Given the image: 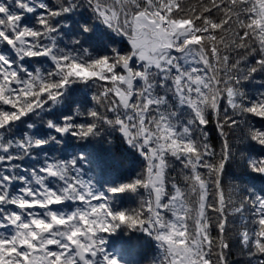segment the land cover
I'll return each mask as SVG.
<instances>
[{"label": "snow or ice", "instance_id": "obj_1", "mask_svg": "<svg viewBox=\"0 0 264 264\" xmlns=\"http://www.w3.org/2000/svg\"><path fill=\"white\" fill-rule=\"evenodd\" d=\"M85 2L98 19L127 37L131 47L124 54L113 49L111 57L86 59L87 49L76 55L57 48L52 21L72 11L79 0H54L52 7L36 0L43 9L36 19L38 28L19 23L21 13L9 7L13 0H0V41L14 48L18 59L48 55L55 65L46 74L39 69L18 74L13 61L0 54V114L10 117L0 118V128L48 102H59L77 67L95 72L97 65L107 64L110 70L89 79L96 85L87 113L91 120L72 123L65 117L63 125L48 124L59 133L73 130L80 138L99 135L94 130L100 122L119 125L128 143L141 150L145 165L136 179L108 192L145 189L148 198L136 208L114 209L110 197L82 177L75 161L67 167L62 162L46 165L48 174L63 181L59 189L48 188L33 170L36 186L25 181L20 193L10 197L9 182L16 177H0V205L18 206V211L0 216V228L8 230L0 231V264H122L106 252L100 235L122 225L143 230L159 242L162 252L150 264H230L234 252L248 264H264V195L251 188L244 192L224 175L241 130L245 138L264 145V128L247 119H264L256 111L264 108V92L250 99L241 86L264 71V0H211L210 5L190 8L182 0ZM14 3L27 12L35 10L27 0ZM158 85L190 108L186 123L178 127L172 105L156 94ZM30 87L32 95L26 96ZM210 116L222 138L219 150L207 139L204 126ZM44 143L30 139L19 145L27 151ZM0 149L6 145L0 143ZM13 158L0 155V161ZM173 159L180 162L179 171L169 176ZM247 164L264 174V156L249 158ZM168 181L170 191L165 190ZM50 196L52 202L44 203ZM66 199L77 203L72 212L52 208ZM53 215L63 223H53ZM41 221L51 227L38 229ZM25 237L31 243H25Z\"/></svg>", "mask_w": 264, "mask_h": 264}, {"label": "trees", "instance_id": "obj_2", "mask_svg": "<svg viewBox=\"0 0 264 264\" xmlns=\"http://www.w3.org/2000/svg\"><path fill=\"white\" fill-rule=\"evenodd\" d=\"M27 2L35 10L31 12V15L30 12L23 11L31 17L25 26L38 28L36 19L43 12V9L36 5V0H27ZM43 2L49 7L55 6L54 0H43ZM182 3L186 8H190L193 5H210L211 0H182ZM9 7L13 12L16 10L19 12L14 0ZM52 23L57 26V31L52 34L55 37L57 48L70 50L76 55L83 54L84 49H87L86 59L99 56L111 57L113 49L124 54L131 47L127 37L105 24L102 18L98 19L97 13L85 0H79L72 11L56 17ZM85 26L88 28L87 31L84 30ZM4 46L5 43L0 44L3 50H5ZM252 62L250 58L249 63ZM23 65L28 67V72L35 73L39 69L42 74H46L55 67L48 55L27 57ZM71 81L62 90V96L58 98L59 102H48L42 109H34L18 120L11 121L0 128V133L6 135L3 138L0 136V143L6 145L5 151L0 149V155L4 154L3 152H12L14 157L8 162L13 165L12 168L0 175V177L4 175L16 177L9 182L10 197L20 193L26 186L25 181L32 182L26 179L27 175H24V171L28 170V177L31 180V172L35 170L38 173L39 166L54 163L51 162L53 160L71 159L80 162V157L85 156L90 166L82 164L85 168L82 166L79 168L84 179L90 178V174H93L90 180L92 184L96 185L95 191L106 193L110 197L111 206L116 210L138 207L143 197L147 199V190L108 192L110 187H117L136 179L145 165V158L140 149L128 143V139L120 130L119 125H108L106 122H100L94 130L99 135L90 134L84 138L74 135L73 130L59 133L54 127L49 126L48 121H52L55 125H63L66 123L65 117H71L72 123H85L91 120L87 113L88 109L93 107L92 96L95 93L96 85L92 80L85 81L77 77L71 78ZM241 86L250 99H255L259 93L264 92V71H258L248 81H243ZM156 94L164 95L172 105V110L176 112L174 119L178 122V127L186 123L191 111L188 106L179 105L178 100L173 98L171 93H164L159 85ZM11 102L18 106L17 100ZM78 109L79 111H77ZM15 115L16 113H12V116ZM0 118L10 117H7L6 114H0ZM247 119L251 121L254 127L264 128V119L253 115H249ZM204 127L207 131L208 141L219 150L222 138L212 116L209 117V122ZM50 137H55V139H50ZM30 139H41L46 143L40 145V149L33 145L25 151L20 147L19 142ZM238 139L240 142L234 143L233 158L226 163L225 180L230 179L238 183L244 192L251 188L256 194L264 195V174L254 172L247 164L249 158L264 156V145H260L250 138H245L243 130L238 134ZM8 142H11L10 147ZM241 153H244L243 157ZM179 165L180 162L173 159L174 171L169 172V176L177 175ZM74 167L76 166L74 165ZM61 181L59 179V182ZM170 184L171 181L166 182V191H170ZM33 186H35L34 183ZM179 186L183 187L182 184ZM52 200L53 197L50 196L44 203H51ZM69 206H72V210H74L77 203L73 201ZM0 207L3 208L0 216L10 209L6 205H0ZM52 208H57V205H53ZM38 225L40 226V224L36 225L37 228ZM106 234L112 245L107 249V252L118 257L122 264H150L162 252L155 237L149 236L138 228L128 229L126 225H122L116 232ZM230 264H248V261L246 257L234 252L230 257ZM251 264H255V261L253 260Z\"/></svg>", "mask_w": 264, "mask_h": 264}, {"label": "clouds", "instance_id": "obj_3", "mask_svg": "<svg viewBox=\"0 0 264 264\" xmlns=\"http://www.w3.org/2000/svg\"><path fill=\"white\" fill-rule=\"evenodd\" d=\"M106 69L110 70V69H108L107 64L97 65L95 72L92 71V69H83L81 67H77L76 69H74V74H75V77L80 78V79L82 78L85 81H87V80L91 79L93 76H97L99 73L105 71ZM31 95H32V91H31V87H30L29 90L26 92V96H31ZM0 98H4L3 97V89H0ZM256 111L259 115L264 116V108H258V109H256ZM120 219H121V223H124L126 220V218L123 215H121ZM52 220H53V223H63V221L58 219L55 215H53ZM37 224L43 225V227L41 229L42 231H47L51 227L50 224H45L42 221L37 222ZM89 231H92L91 226H89ZM73 235L75 236V233H73ZM24 242L25 243H31L30 239H28L27 237L24 238Z\"/></svg>", "mask_w": 264, "mask_h": 264}, {"label": "flooded vegetation", "instance_id": "obj_4", "mask_svg": "<svg viewBox=\"0 0 264 264\" xmlns=\"http://www.w3.org/2000/svg\"><path fill=\"white\" fill-rule=\"evenodd\" d=\"M4 47H5V46H4ZM7 47L10 48L9 52L0 49V54L5 55L6 58H8V59L14 58L15 55H16L15 50H12L10 45H8ZM13 66L19 68V63H13Z\"/></svg>", "mask_w": 264, "mask_h": 264}, {"label": "rangeland", "instance_id": "obj_5", "mask_svg": "<svg viewBox=\"0 0 264 264\" xmlns=\"http://www.w3.org/2000/svg\"><path fill=\"white\" fill-rule=\"evenodd\" d=\"M23 10H25V9H22V8H19L18 7V11H22V12H19V13H21V19H25L26 18V14L23 12ZM32 13L30 12V15H31ZM31 17L29 16V19H30ZM31 20V19H30ZM23 72H24V70H23ZM148 198V197H147ZM148 234V233H147ZM149 235V234H148ZM149 236H152V235H149Z\"/></svg>", "mask_w": 264, "mask_h": 264}]
</instances>
